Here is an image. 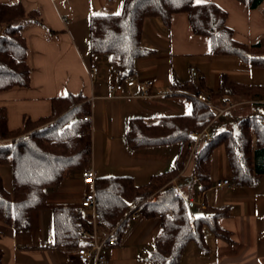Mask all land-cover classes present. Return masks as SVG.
<instances>
[{"label":"crops","instance_id":"1","mask_svg":"<svg viewBox=\"0 0 264 264\" xmlns=\"http://www.w3.org/2000/svg\"><path fill=\"white\" fill-rule=\"evenodd\" d=\"M14 1L0 0V3ZM24 1L28 9L40 7L47 26L60 34L56 37L43 26L25 28L23 36L29 49L31 82L28 88L0 93V107L7 111L8 127L16 130L23 126L25 118L37 121L49 116L54 98L69 93L83 94L91 103L90 168L97 177L130 176L137 185H146L153 176L174 167L179 144L140 150L129 148L126 133L131 119L139 118L153 124L165 116L189 115L195 100L193 95L206 92L203 86L212 93H219L224 75L241 84L264 86V65L210 56L209 38L194 35L188 15L176 13L170 26L159 18L148 19L145 23L143 43L153 53L138 59L135 71L138 80L155 82L148 94L141 96L138 87L132 89L133 96L124 92L111 93L110 86L120 84L122 79L108 55H91L89 19L95 15L120 14L125 0ZM194 1L196 4L212 2L225 10L227 26L234 31L238 42L251 44L264 37L261 10H250L238 0ZM92 65L98 67L97 73L92 72ZM184 84L195 87V92L190 88L182 89ZM232 100V97L227 100L230 105ZM258 100H264V96L254 98ZM242 104L237 100L226 112L242 117L248 113L246 105ZM254 115L264 117V105L254 104ZM193 167L194 161L172 184L191 203L190 213L194 218L206 215L208 208L223 209L225 214L219 224L230 232L231 241L206 230L209 249L204 252L195 243H191L195 247L189 244L181 264H264V176L256 184L236 185L220 147L213 156V186L202 192ZM82 172L69 171L57 187L48 190L47 206L31 213L28 230L18 231L0 222L2 264H83L74 250L60 251L53 247L52 222L55 209L79 208L84 194L93 190L94 187L83 179ZM0 175L5 189L11 192L12 168L0 166ZM224 179H230L231 186L217 188V182ZM160 227V218L141 214L131 217L121 242L104 249L108 264H150L153 241ZM111 232L97 229V242L106 239Z\"/></svg>","mask_w":264,"mask_h":264},{"label":"trees","instance_id":"2","mask_svg":"<svg viewBox=\"0 0 264 264\" xmlns=\"http://www.w3.org/2000/svg\"><path fill=\"white\" fill-rule=\"evenodd\" d=\"M238 1L250 10L264 13V0ZM176 13L188 15L194 35L209 38L210 56L264 65V37L251 44L238 42L234 31L227 26L225 10L212 2L196 4L194 0H125L118 15L91 16L90 53L93 56L108 55L123 81L135 71L138 59L153 53L143 43L146 21L159 18L170 26ZM33 25L46 27L56 37L60 34L47 26L40 7L28 9L24 0L0 3V93L30 87L32 68L28 64L29 49L23 32ZM188 88L195 92L193 86H182V89ZM203 88L214 103L224 106L230 105L227 100L231 97L254 100L264 96V86L241 84L225 75L219 93ZM192 102L189 115L165 116L153 124L139 118L129 121L126 142L130 149L180 145L174 167L153 176L146 185H137L130 176L96 177L95 214L80 207L53 211L55 249L71 251L91 246L97 229L107 233L115 230L116 243H120L132 214L138 210L148 218L161 220L153 241L150 264H181L182 255L191 243L207 251L206 230L231 241L230 232L219 224L225 214L223 209L208 208L206 215L194 218L190 213L191 203L172 186L185 168L189 132L202 130L216 116L212 107L197 100ZM91 110V103L83 94L69 93L52 99L49 116L37 121L25 118L21 128L10 130L7 111L0 107V166H10L13 171L11 192L5 189L0 175V222L18 231L28 230L31 213L47 206L48 190L57 187L69 171L82 172L91 167L92 130L90 121L82 120L91 114ZM220 146L236 185H252L261 180L264 176L262 115L242 118L236 132L215 133L211 143L198 149L193 169L202 192L213 186V156ZM149 198L154 201L149 202ZM2 258L0 251V264Z\"/></svg>","mask_w":264,"mask_h":264},{"label":"built area","instance_id":"3","mask_svg":"<svg viewBox=\"0 0 264 264\" xmlns=\"http://www.w3.org/2000/svg\"><path fill=\"white\" fill-rule=\"evenodd\" d=\"M91 70L93 73L98 72V67L96 65L91 66ZM138 73L134 71L131 76L123 80L120 84L117 85H111L110 86V92L116 93V92H124L127 93L130 96H133L132 89L134 87H138L139 94L141 96H146L149 92V89L155 85V82L153 80H146V81H140L137 79ZM195 100H197L200 103L206 104L212 108H214V105L212 104V101L208 95H205L201 92L195 93L194 95ZM215 109V108H214ZM84 121H90L91 116H85L82 118ZM191 137L193 140L192 144V151L195 152L196 150L200 149L202 146L207 145L211 143L212 136L210 135V132L205 131L204 133H197L192 132ZM195 154L192 155V157ZM194 160V159H193ZM192 160V161H193ZM83 179L88 183L91 184L94 187L95 179L97 177L96 172L89 168L82 172ZM232 182L230 179H224L222 181L217 182L216 187L222 188V187H229L231 186ZM149 202H153L154 198H149ZM80 207L82 209L91 210L95 214L96 212V196L94 188L91 192H86L81 200ZM138 214H142L141 210L136 211L134 214H132V217H135ZM80 229H83V226L79 225ZM115 231L113 230L109 236L101 241L100 243L97 242L96 233L94 234V240L93 244L91 246H85L78 248L73 251V253L76 255L78 260L83 264H108V258L104 253V249L106 246H115L116 239L114 237Z\"/></svg>","mask_w":264,"mask_h":264},{"label":"rangeland","instance_id":"4","mask_svg":"<svg viewBox=\"0 0 264 264\" xmlns=\"http://www.w3.org/2000/svg\"><path fill=\"white\" fill-rule=\"evenodd\" d=\"M74 8H75V10L78 9V3H77V1H75V3H74ZM252 85H254V84H252ZM201 93H203L205 95H208L210 97V94L207 93V92H205V91H201ZM210 99H211V97H210ZM233 99L234 100L231 101L232 102V105H226V106H224V104H216L211 99L212 104L214 105V108H215V109L214 108L213 109L216 111V116L214 117L213 121L208 126H206L205 128H203L202 130H198V131L191 130L189 132V134H188V136H189V144H188V148H187V159H186V164H185V168H184L183 171H185L190 166V164L194 161L193 160L194 159V156L192 157V155L193 154L196 155V153L198 151V150H196L195 152L192 151V147H191L192 144H193V140H192V137H191V133L192 132L204 133L205 131H207V132L209 131L210 132V135H211V133H212V135H214L215 133H219V132H221L223 130H232L233 132H236V130H237V124H238L239 120H241L242 118H244L246 116H249V115L254 114V104H259V105H262V106L264 105V100L254 101V100L245 99V98L243 99L240 96H236V99L235 98H233ZM237 100H238V102H243L242 105H246V107L248 109V113L244 114L242 117H239V118L236 117V116H234V115H232V114H230V113H228V112H226V111H229L227 109H231L235 105V103H236ZM239 100H241V101H239ZM216 105H218V106H216ZM229 106H230V108H228ZM238 109H240V108L238 107ZM226 113H228V114H226ZM221 117H222V119H221ZM228 122L231 123L229 125L230 127H224V125H226V124L228 125L229 124ZM212 128H213V130H212ZM220 147H218V148H220ZM172 186H174V184H172ZM96 238H97V236H96ZM191 245L193 247H195L194 244H191Z\"/></svg>","mask_w":264,"mask_h":264},{"label":"snow or ice","instance_id":"5","mask_svg":"<svg viewBox=\"0 0 264 264\" xmlns=\"http://www.w3.org/2000/svg\"><path fill=\"white\" fill-rule=\"evenodd\" d=\"M196 2L197 3H202L203 2V0H196ZM119 13H117V15H118Z\"/></svg>","mask_w":264,"mask_h":264},{"label":"bare ground","instance_id":"6","mask_svg":"<svg viewBox=\"0 0 264 264\" xmlns=\"http://www.w3.org/2000/svg\"><path fill=\"white\" fill-rule=\"evenodd\" d=\"M115 231V230H114Z\"/></svg>","mask_w":264,"mask_h":264}]
</instances>
